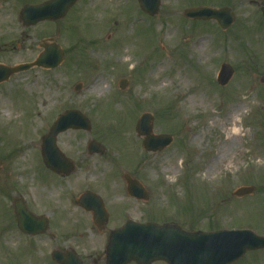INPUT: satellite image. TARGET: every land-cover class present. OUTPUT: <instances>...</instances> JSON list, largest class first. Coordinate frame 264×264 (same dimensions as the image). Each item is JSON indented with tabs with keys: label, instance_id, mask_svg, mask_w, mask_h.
Instances as JSON below:
<instances>
[{
	"label": "rangeland",
	"instance_id": "rangeland-1",
	"mask_svg": "<svg viewBox=\"0 0 264 264\" xmlns=\"http://www.w3.org/2000/svg\"><path fill=\"white\" fill-rule=\"evenodd\" d=\"M42 1L45 0H0V11L8 20L0 22V63L32 62L43 52L44 44H59L64 52L58 67L35 66L0 84L2 98L11 89L12 99L20 104L17 109L22 113L21 119L11 122L0 115L3 183H13L31 198L42 173L47 179L52 176L42 162L43 137L60 114L77 109L89 118L91 129H69L59 134V148L67 156H75L78 163L82 151L87 153L91 139L105 146L106 152L103 157H83L81 166L86 167L72 181L86 173L93 187L108 194V185H114L117 176L128 171L152 193L150 205L136 202L130 213L133 219H142L141 223L178 219L204 230L246 228L264 235L262 0H161L156 16L144 13L137 0H79L59 21L25 26L20 18L22 7ZM198 6L230 7L235 21L222 30L216 21H196L183 15L186 8ZM200 37H205L203 48H193L192 43ZM125 54L131 61L121 60L128 58ZM161 62L169 64L152 73ZM224 62L231 64L235 73L223 87L218 84L217 75ZM179 70L185 71L189 85H182L175 77ZM100 74L108 81L104 95L89 91L91 79ZM156 75L167 86L151 87ZM39 77L58 88L51 102L52 110L40 124L36 122L40 110L37 92L23 88ZM125 78L129 84L121 89V80ZM79 83L82 87L76 90ZM196 91L204 93L210 106L206 112L203 107L195 108L199 113L193 117L194 113L189 115L183 108L186 99ZM170 102L172 107L167 112L165 107ZM243 102L247 107L241 119L247 136L235 154V165L228 163L218 173L205 177L204 164L215 149L214 140L222 134L218 127L207 131L209 119H216L215 112L220 115ZM143 113L152 114L153 135L173 136L168 147L160 151L144 148L146 136H140L136 130ZM196 133L202 134V140L190 143V136ZM31 139L34 147L27 144ZM174 154L178 158L177 173L169 176L161 172L160 163ZM251 185L256 187L252 195H234L239 187ZM55 186L59 187L58 182ZM75 186L76 182L65 184L69 192ZM119 206L121 216V208H127L128 202L122 201ZM66 217L74 223L72 231L84 229V244L94 245L101 239L92 233L90 223L84 222L82 227L76 217ZM11 218L0 198V264H56L51 258L53 243L46 242L44 236L24 234ZM81 219L87 221L89 216L83 214ZM118 222L115 226L119 227L126 221ZM11 235L14 240L9 239ZM233 264H264V250L248 251Z\"/></svg>",
	"mask_w": 264,
	"mask_h": 264
},
{
	"label": "water",
	"instance_id": "water-1",
	"mask_svg": "<svg viewBox=\"0 0 264 264\" xmlns=\"http://www.w3.org/2000/svg\"><path fill=\"white\" fill-rule=\"evenodd\" d=\"M78 0H49L37 5H26L21 11V19L25 25H34L44 20L62 19L68 10ZM141 7L151 15H156L161 0H139ZM264 5V2H263ZM264 10V9H263ZM187 17L196 19H216L226 29L234 21L235 14L230 8L199 7L188 9L184 12ZM45 51L33 63L18 66H6L0 64V82L8 80L14 73L28 70L34 65L54 68L61 64L64 53L57 44L44 45ZM234 69L230 64L221 66L218 81L226 85L233 76ZM127 80H123L121 87L125 88ZM82 84L77 86V90ZM152 116L143 114L137 130L140 134L147 135L144 141L148 150H161L172 142L170 135L153 136ZM90 130L89 120L78 110H68L61 114L52 126L48 135L44 137L43 158L46 164L53 170L70 174L74 168L65 158L57 146L56 140L59 133L69 129ZM90 152L104 153L105 148L96 141L89 146ZM131 184V183H130ZM135 187L134 195L143 197L144 194L139 184ZM255 191V186L240 187L234 192L237 196H244ZM17 218L19 227L26 233L35 235L44 232V228L36 229L35 220L26 211L18 210ZM184 242L196 249V257L199 260H176L179 256L178 246ZM193 244V245H192ZM264 248V236H259L249 229L241 230H219L214 232H196L194 234L182 231L175 225H159L156 223L141 224L129 221L124 227L114 230L110 236L107 247V264H125L129 260H136L140 264H148L153 260H167L170 264H182L183 262H194V264H229L241 257L247 250ZM188 251V247H186ZM53 259L60 264H80L74 253H66L55 250Z\"/></svg>",
	"mask_w": 264,
	"mask_h": 264
},
{
	"label": "flooded vegetation",
	"instance_id": "flooded-vegetation-1",
	"mask_svg": "<svg viewBox=\"0 0 264 264\" xmlns=\"http://www.w3.org/2000/svg\"><path fill=\"white\" fill-rule=\"evenodd\" d=\"M82 153L83 156L78 157L79 163L75 156L68 155L73 161L75 170L67 176L56 173L48 168L43 162L44 167L52 176L47 179L42 173L41 179L38 181L36 190L31 198H28L23 192L18 191L13 183L10 184L9 181L3 183L2 156L0 163V198L2 199V204H4L5 209L12 217L11 220L13 224L17 225V209L28 211L34 217L36 228L45 227L47 229L45 233L34 237L44 236L45 241L52 242L54 248L63 249L65 251L75 250L80 259L78 260L80 264H106V249L109 243L110 234L114 229L120 227L115 226L120 223L118 220L121 219L122 223L124 221L127 222L129 219H133L130 217V213L132 210L134 211L135 203L138 202L143 205H150L149 203L152 198V193L146 186H144L145 190L143 194L145 199L141 197L137 198L132 195L129 190L134 193L133 187L135 186L129 183L132 180L135 181L137 177L128 171L124 172L122 176H117L118 180L116 179L117 181H115L114 185H108V194L101 192L98 186L94 185L93 187L92 183L88 182L89 178L86 173H83L78 179L72 181L74 176L86 167L84 165L81 166V164H84L83 157L99 156L97 154H90L88 151L87 153L82 151ZM100 157H103V155H100ZM128 174L131 176L130 178L128 177ZM57 182L59 187L55 186ZM71 182H76V186L74 191L69 192L66 189L65 184H71ZM99 186L102 187V185ZM125 200L128 202V207L121 208L123 216H119L118 213L121 211L119 209V204ZM67 214L76 217L78 223H80L82 227L85 226V223L88 225L90 223L89 227L91 228L92 233L101 239L94 245H86L81 242L85 237L84 229L77 230V232L72 231L74 223H71L68 217H66ZM83 214L89 216L87 221H85L86 219H81ZM154 221H157V219ZM157 222L177 224L189 232L199 229L194 225H185L178 219H158ZM80 243L81 245H78ZM185 245V253H188V260H191V246L187 244ZM186 247H188V251L186 250ZM127 264L139 263L131 260ZM149 264L170 263L164 260H156ZM182 264H194V262H183Z\"/></svg>",
	"mask_w": 264,
	"mask_h": 264
},
{
	"label": "bare ground",
	"instance_id": "bare-ground-1",
	"mask_svg": "<svg viewBox=\"0 0 264 264\" xmlns=\"http://www.w3.org/2000/svg\"><path fill=\"white\" fill-rule=\"evenodd\" d=\"M0 22L7 23L8 20L3 18V11H0ZM205 41V37L198 38L194 43H192L193 48H203V43ZM128 57L126 54L123 55ZM123 62L131 61V58L128 57L126 59H121ZM169 62H161L158 64L157 69L152 71L158 72L162 70L163 65H167ZM151 73V74H152ZM175 77L179 80L182 85L187 86L190 83L189 77L185 73L184 70H179ZM155 83L151 86L154 88H162L167 86L165 80L159 79V76L156 75L154 77ZM107 78L103 74L99 76H95L91 79L89 83V91L91 93L97 95H104L107 91ZM23 88L33 92L36 91L38 95V106L40 110L38 112V117L36 118V122L38 124L41 123L42 118L50 111L51 102L55 95L58 94V88L51 85L50 82H47L43 77H39L38 79L27 82L23 85ZM13 91L11 89L7 90V97L2 98L0 95V115L6 122H11L14 119L17 121L22 118V113L17 109L18 105L12 99ZM247 99V98H246ZM186 109L183 110L186 113L193 114V117L197 115L194 111L195 108L203 107L206 112V108L210 106L207 98L204 97V93L202 91L194 92L190 97L186 99ZM247 107V103L243 102L241 104H235L228 107L222 114H217L215 112L216 119L210 118L209 123L206 126L207 131L212 128L218 127L221 131V135H217L214 140V151L208 160L204 164V176L210 177L213 174L218 173L220 168L226 164H230L231 166L235 165L236 158L235 154L237 153L238 148L241 145L242 140L247 136L243 129V121L242 116L244 110ZM18 110V111H17ZM203 111L201 113H204ZM35 130H32L30 135L33 136ZM202 134L196 133L190 136L189 142L194 143L201 139ZM202 140V139H201ZM27 144L30 147H34L35 143L31 139ZM33 151V150H32ZM177 155L174 154L166 159H164L161 164V172L166 173L169 176H173L177 173ZM182 160V159H181ZM183 160L181 161L182 164ZM153 165V164H152ZM10 240H14L15 236L11 235Z\"/></svg>",
	"mask_w": 264,
	"mask_h": 264
}]
</instances>
